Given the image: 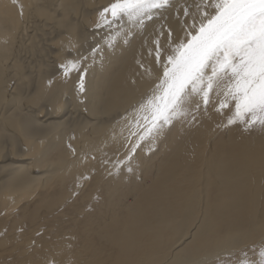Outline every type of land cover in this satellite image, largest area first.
Here are the masks:
<instances>
[{"label":"bare ground","instance_id":"1","mask_svg":"<svg viewBox=\"0 0 264 264\" xmlns=\"http://www.w3.org/2000/svg\"><path fill=\"white\" fill-rule=\"evenodd\" d=\"M112 2L0 0L1 264L11 256L31 264H202L253 235L264 247V130L238 124L222 133L226 120L218 133L188 137L206 146L176 153L146 184V173L134 172L140 147L124 160L122 117L163 73L153 40L161 29L173 42L187 39L183 21L199 19L200 0H172L109 47L108 30L95 24ZM160 43L167 52V40ZM97 45L78 93L79 74L66 80L59 65ZM52 216L61 226L43 232ZM66 222L79 236L73 244Z\"/></svg>","mask_w":264,"mask_h":264},{"label":"snow or ice","instance_id":"2","mask_svg":"<svg viewBox=\"0 0 264 264\" xmlns=\"http://www.w3.org/2000/svg\"><path fill=\"white\" fill-rule=\"evenodd\" d=\"M171 5L172 0H113L99 12L95 30L106 28L109 35L105 42L112 47L122 35L127 42L133 28L142 29ZM197 12L198 20L193 17L190 25L183 21L187 39L173 42L172 31L165 36L161 29L153 40L155 60L163 73L151 95L122 117L126 124L121 131L125 161L130 162L143 142L154 141L167 126L187 116L192 106L206 111L214 104L218 112H231L228 126L264 130V0H200ZM183 14L189 16L187 7ZM124 22L129 25L127 30ZM162 38L168 42L167 52L160 43ZM75 47L69 44V50ZM98 51L97 45L88 55L75 53L59 65L66 80L79 74L78 93L86 91L85 62L89 56L94 59ZM152 52L150 49L149 54ZM240 264L254 262L245 258ZM259 264H264V248Z\"/></svg>","mask_w":264,"mask_h":264},{"label":"rangeland","instance_id":"3","mask_svg":"<svg viewBox=\"0 0 264 264\" xmlns=\"http://www.w3.org/2000/svg\"><path fill=\"white\" fill-rule=\"evenodd\" d=\"M192 108L187 116L177 119L171 125L167 126L154 141H145L141 144L139 148V154H141L135 157V161L137 159L138 164H136V167L134 168L135 170H133L136 175L141 174V171H144V174L146 173L144 178L145 184L150 181L149 176H159L161 174L159 166L164 161H170L171 157L176 153L184 154L190 145L187 153L188 156L206 146V144L203 143L205 141L192 143L195 140H189L188 137L205 136L213 132L218 133L225 125L227 118L231 115L229 109H224L222 113L216 111L214 104L208 105L206 111L203 107H201L199 111H196L194 106H192ZM193 117L195 118L193 119ZM197 120H199V122ZM236 125L238 124L228 126L222 133L234 132ZM196 167H198V165ZM138 182L141 184L140 181ZM140 186L141 185H139V187ZM88 211L89 214H92L93 212L92 209H89ZM74 216H68V218ZM49 220L50 225L48 227H41L43 232H48L46 231L48 229L56 230L61 226V222L57 217L52 216ZM38 226H41V223ZM63 226L68 230L66 233L67 236L64 239H71L72 242L70 243H75L79 238L77 230L72 226L71 222L63 223ZM3 227L4 228L1 229L2 231L6 229V226ZM260 251L261 248L258 249V243L253 235V238L245 246L238 248L235 252L225 254L217 260L204 262L202 264H240L241 260L245 258L254 262V264H259ZM40 254L42 256V253ZM1 259L2 261H8V264H31L18 256H11L10 258L2 257ZM109 262L110 260H106L105 264H109Z\"/></svg>","mask_w":264,"mask_h":264}]
</instances>
